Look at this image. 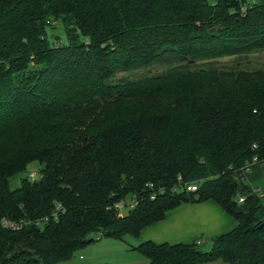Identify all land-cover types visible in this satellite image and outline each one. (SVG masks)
<instances>
[{"label": "trees", "instance_id": "obj_1", "mask_svg": "<svg viewBox=\"0 0 264 264\" xmlns=\"http://www.w3.org/2000/svg\"><path fill=\"white\" fill-rule=\"evenodd\" d=\"M260 51L264 0H0V264H62L210 199L238 221L210 251L135 250L149 264H264V204L243 175L264 164V69L218 67ZM161 60V74L115 82ZM33 163L40 179L12 189Z\"/></svg>", "mask_w": 264, "mask_h": 264}, {"label": "crops", "instance_id": "obj_2", "mask_svg": "<svg viewBox=\"0 0 264 264\" xmlns=\"http://www.w3.org/2000/svg\"><path fill=\"white\" fill-rule=\"evenodd\" d=\"M252 170L249 184L263 176L262 166H255ZM237 225V219L212 199L187 203L167 212L163 220L143 228L138 237L132 236L131 247L135 250L140 244L151 241L156 244L198 242L203 247L212 248L215 239L231 232ZM94 252L86 251L89 262L96 258ZM143 263L147 264V261ZM209 264L230 263L219 260Z\"/></svg>", "mask_w": 264, "mask_h": 264}, {"label": "rangeland", "instance_id": "obj_3", "mask_svg": "<svg viewBox=\"0 0 264 264\" xmlns=\"http://www.w3.org/2000/svg\"><path fill=\"white\" fill-rule=\"evenodd\" d=\"M53 35H62V27L58 26L57 29L51 31ZM65 39V38H64ZM171 60H161L158 63L145 67V68H136L130 72H119L116 74L115 82H120L122 80H136L140 78H145L148 76H152L155 74H161L162 72L168 69ZM240 62V63H239ZM245 62H250V67L252 68H262L264 69V51L256 52L249 55L247 58H243L241 61H233V60H222L218 67L220 70L232 71L238 70L237 64H244ZM229 64V65H227ZM236 64V65H235ZM207 66L208 63H198V66ZM253 164H250V171L247 174V180L251 181V172L253 171ZM262 166V175L261 178L254 180L250 185L251 187L260 194L262 199V204H264V164ZM255 167V166H254ZM41 166L38 163H33L29 166L26 173L19 174L12 178L11 180V188L16 189L21 186V181L28 176H32L34 173L36 174L37 180L40 179L41 174ZM130 205L122 209L123 214H127L130 210ZM132 236H128L125 240H115L102 237L100 240L94 245L89 246L75 254V256L67 262L62 264H144V261L149 263V260L140 254L138 251L132 249ZM201 249L204 251H210L211 248L201 246ZM94 250V256L96 258L89 262V257L86 254V251ZM83 256V258H81ZM91 258V257H90Z\"/></svg>", "mask_w": 264, "mask_h": 264}, {"label": "built area", "instance_id": "obj_4", "mask_svg": "<svg viewBox=\"0 0 264 264\" xmlns=\"http://www.w3.org/2000/svg\"><path fill=\"white\" fill-rule=\"evenodd\" d=\"M249 171H250V167H247V168L243 169L244 177H245V175H247L249 173ZM35 175L36 174L34 173L32 175V177H35ZM180 180H181V178H180ZM198 188H199V184L198 183H184V184H182L180 186V188H175L174 190L177 191L178 189H181V190L188 191V192H196L198 190ZM163 191L164 190H161V192H163ZM154 198H155V196H152V199H154ZM240 201L243 202L244 199L241 198ZM128 204L132 208V207H134L136 205V202L134 200L128 201V202L124 201V202H121V203L117 204L116 207H117V209H119V211L122 212V209L127 207ZM55 218H56V216H55ZM3 224L5 226H7L9 229L13 230V231L20 230V229H22L24 227V223H18L17 224V223H14V222H12L10 220H6V219L3 221Z\"/></svg>", "mask_w": 264, "mask_h": 264}]
</instances>
